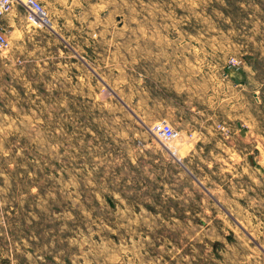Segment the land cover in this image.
Returning a JSON list of instances; mask_svg holds the SVG:
<instances>
[{"label": "rangeland", "instance_id": "obj_1", "mask_svg": "<svg viewBox=\"0 0 264 264\" xmlns=\"http://www.w3.org/2000/svg\"><path fill=\"white\" fill-rule=\"evenodd\" d=\"M38 1L0 25V264H264V0Z\"/></svg>", "mask_w": 264, "mask_h": 264}, {"label": "built area", "instance_id": "obj_2", "mask_svg": "<svg viewBox=\"0 0 264 264\" xmlns=\"http://www.w3.org/2000/svg\"><path fill=\"white\" fill-rule=\"evenodd\" d=\"M21 7L28 15V21L38 25H48L49 15L38 0H0V16L9 14L14 8ZM10 41L6 33L0 29V52L9 49ZM233 64H241V60L233 59ZM176 133L171 125L164 123L159 126L155 136L162 143L175 137Z\"/></svg>", "mask_w": 264, "mask_h": 264}, {"label": "crops", "instance_id": "obj_3", "mask_svg": "<svg viewBox=\"0 0 264 264\" xmlns=\"http://www.w3.org/2000/svg\"><path fill=\"white\" fill-rule=\"evenodd\" d=\"M18 8H21V7H16L9 14L0 17V25L3 24L6 28H8V29L13 28L12 30H14L15 27H17L16 19H18V17H17ZM21 9L23 10V8H21ZM12 30H11V32H12ZM185 131H187V130H185Z\"/></svg>", "mask_w": 264, "mask_h": 264}]
</instances>
